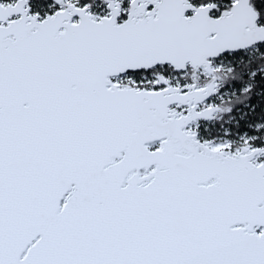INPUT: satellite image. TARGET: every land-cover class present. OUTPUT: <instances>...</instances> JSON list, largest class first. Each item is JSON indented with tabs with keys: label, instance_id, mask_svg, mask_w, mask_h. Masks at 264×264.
Masks as SVG:
<instances>
[{
	"label": "snow or ice",
	"instance_id": "obj_1",
	"mask_svg": "<svg viewBox=\"0 0 264 264\" xmlns=\"http://www.w3.org/2000/svg\"><path fill=\"white\" fill-rule=\"evenodd\" d=\"M0 264H264V0H0Z\"/></svg>",
	"mask_w": 264,
	"mask_h": 264
}]
</instances>
